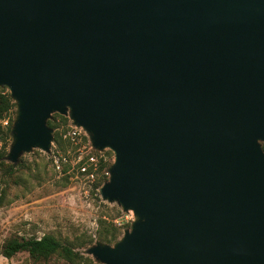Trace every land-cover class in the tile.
I'll return each mask as SVG.
<instances>
[{"label": "water", "instance_id": "95a60500", "mask_svg": "<svg viewBox=\"0 0 264 264\" xmlns=\"http://www.w3.org/2000/svg\"><path fill=\"white\" fill-rule=\"evenodd\" d=\"M0 86L13 163L53 113L115 153L138 219L96 260L264 264V0H0Z\"/></svg>", "mask_w": 264, "mask_h": 264}, {"label": "rangeland", "instance_id": "374dc122", "mask_svg": "<svg viewBox=\"0 0 264 264\" xmlns=\"http://www.w3.org/2000/svg\"><path fill=\"white\" fill-rule=\"evenodd\" d=\"M2 88L9 91L5 86H0ZM66 117L64 121L53 113L50 118L55 126L52 127L54 138L50 152L34 147L21 155L14 170L0 167V251L6 240L13 237L52 234L73 243L95 259L87 249L102 243L99 236L110 223L118 228V238L102 244L115 245L138 219L133 210L126 211L117 201L104 199L100 187H96L105 177L110 178L109 169L115 161L111 149L92 150L99 159L95 182L72 169L79 148L86 145L85 153L89 151L90 139L84 129L85 134L82 132L76 140L71 138L69 131L73 121ZM1 122L7 124L6 120ZM56 133L60 137L59 144L55 141ZM10 149L11 146L9 152ZM104 162H109L110 166L102 168ZM90 238L93 242L88 241ZM0 264H30L29 256L22 252L8 259L0 254ZM47 264L72 263L54 256Z\"/></svg>", "mask_w": 264, "mask_h": 264}, {"label": "trees", "instance_id": "16d2710c", "mask_svg": "<svg viewBox=\"0 0 264 264\" xmlns=\"http://www.w3.org/2000/svg\"><path fill=\"white\" fill-rule=\"evenodd\" d=\"M17 102H15L9 91L5 88L0 89V167L14 170L17 163H13L8 159L9 147L13 142V124L17 115ZM64 121L67 117L57 113ZM3 120L7 124H3ZM50 127H55L52 119L48 120ZM55 141L59 144L60 137L56 133ZM264 147V146H263ZM20 160V159H19ZM9 161L10 163H7ZM109 162L102 163V168H108ZM64 172L66 171L63 169ZM108 179L105 177L96 187H101ZM1 198V197H0ZM118 238V228L113 223L101 232L99 241L102 243H112ZM89 242H93L90 238ZM27 252L30 264H47L54 256H59L72 264H103L86 255L85 250H80L73 243L62 241L60 238L52 234H45L42 237H13L3 244L0 254L8 259H12L19 253Z\"/></svg>", "mask_w": 264, "mask_h": 264}, {"label": "built area", "instance_id": "2783aa9c", "mask_svg": "<svg viewBox=\"0 0 264 264\" xmlns=\"http://www.w3.org/2000/svg\"><path fill=\"white\" fill-rule=\"evenodd\" d=\"M83 128L76 126L75 124H71V129L69 131V135L71 138L75 139L78 138L80 134H82ZM83 134H85L83 132ZM89 151L85 153L86 145L82 148H79V151L77 153V159L75 163L72 165V169H75L78 171V173H81L83 175H86L87 178L95 182L96 179V172L99 168V159L95 153H93L92 150L95 148L92 146L91 142H88ZM97 150V149H95ZM66 160V158H65ZM58 169H61L60 164H57Z\"/></svg>", "mask_w": 264, "mask_h": 264}]
</instances>
